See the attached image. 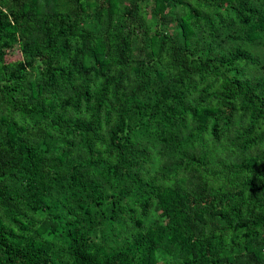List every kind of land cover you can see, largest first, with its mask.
Here are the masks:
<instances>
[{"label":"trees","instance_id":"obj_1","mask_svg":"<svg viewBox=\"0 0 264 264\" xmlns=\"http://www.w3.org/2000/svg\"><path fill=\"white\" fill-rule=\"evenodd\" d=\"M0 264H264V0H0Z\"/></svg>","mask_w":264,"mask_h":264},{"label":"rangeland","instance_id":"obj_2","mask_svg":"<svg viewBox=\"0 0 264 264\" xmlns=\"http://www.w3.org/2000/svg\"><path fill=\"white\" fill-rule=\"evenodd\" d=\"M20 57L19 50L16 45L12 46L9 50L6 51L5 61L16 60Z\"/></svg>","mask_w":264,"mask_h":264}]
</instances>
